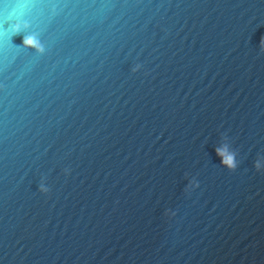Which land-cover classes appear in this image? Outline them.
Returning a JSON list of instances; mask_svg holds the SVG:
<instances>
[{"label": "water", "instance_id": "obj_1", "mask_svg": "<svg viewBox=\"0 0 264 264\" xmlns=\"http://www.w3.org/2000/svg\"><path fill=\"white\" fill-rule=\"evenodd\" d=\"M262 37L264 0H0V264H264Z\"/></svg>", "mask_w": 264, "mask_h": 264}, {"label": "clouds", "instance_id": "obj_2", "mask_svg": "<svg viewBox=\"0 0 264 264\" xmlns=\"http://www.w3.org/2000/svg\"><path fill=\"white\" fill-rule=\"evenodd\" d=\"M29 27L27 22H15L10 25L11 31L13 34H19L22 31L26 30ZM23 46L25 48H31L36 51L38 54H43L45 52V48L42 46L40 41L37 39L34 35H26L23 39ZM260 49L261 51H264V37L261 38L260 41ZM140 68V65H136L132 71L136 72ZM216 154L221 160V165L228 169L229 171H235L238 167V163L236 160V153L234 151H231L227 145H224L222 147H219L216 149ZM254 168L257 172H264V159L257 158L254 162ZM67 171V170H66ZM199 183L197 181H190L187 185L185 191H190L192 189L198 188ZM39 191L41 193H48L49 188L46 186L44 181H41L39 185ZM174 215L175 213H171Z\"/></svg>", "mask_w": 264, "mask_h": 264}]
</instances>
